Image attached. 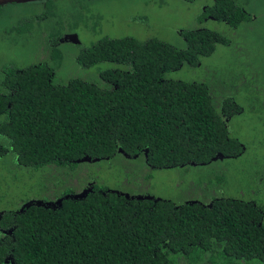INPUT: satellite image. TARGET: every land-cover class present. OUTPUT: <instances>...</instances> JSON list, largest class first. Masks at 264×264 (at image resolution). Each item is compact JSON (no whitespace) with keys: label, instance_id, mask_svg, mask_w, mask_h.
Listing matches in <instances>:
<instances>
[{"label":"trees","instance_id":"trees-1","mask_svg":"<svg viewBox=\"0 0 264 264\" xmlns=\"http://www.w3.org/2000/svg\"><path fill=\"white\" fill-rule=\"evenodd\" d=\"M247 2L211 0L200 18L209 14L230 29L253 23L252 30L264 29L257 27L260 16L245 8ZM30 9L21 3L0 6L7 26L25 33V41L30 23L18 22V14ZM181 35L182 48L158 39L104 36L76 53L75 60L50 47L39 60L0 64V191L2 183L15 184L22 171L41 170L45 182L74 179L77 158L102 160L119 155L117 149L141 157L146 149L143 159L155 167L186 170L190 160L209 164L217 153L224 156L228 148H237L230 137L225 140L226 127L220 124V131L210 120V103L215 102L208 95L213 93L210 86L167 76L182 66L199 67L201 58L227 38L206 28L183 30ZM256 37L263 42L264 30ZM66 65L99 70L94 80L65 73L63 81L59 71ZM257 130L250 121L247 134L258 139L256 149L264 148V130ZM141 169L132 168L131 174L140 178L136 174ZM257 169L251 171L253 184ZM143 178L151 179L149 174ZM221 180L215 179L216 191L204 189L194 197L199 192L194 189L177 202L102 194L98 189L105 186L94 183L83 197L61 198L55 207L22 206L9 233H0V264H264V241L254 233L261 230L256 220L248 221L254 207L240 201L235 187L232 196L217 192ZM33 184L44 185L39 178ZM243 190L250 188L245 185ZM70 191L64 187L54 196ZM136 192L151 195L143 189ZM194 198L201 203L190 201ZM1 210L4 226L11 222L13 209ZM7 253L11 261L4 263Z\"/></svg>","mask_w":264,"mask_h":264},{"label":"rangeland","instance_id":"rangeland-1","mask_svg":"<svg viewBox=\"0 0 264 264\" xmlns=\"http://www.w3.org/2000/svg\"><path fill=\"white\" fill-rule=\"evenodd\" d=\"M211 0H91L86 6L66 11L68 23H83L88 27L96 22L97 31L102 36L109 38H120L123 36L132 37L142 42L147 39H158L177 47H184V39L180 35L181 31L206 28L216 30L226 36L231 42L229 47L217 44L214 50L201 58L199 67L185 66L168 73L167 76L172 79H181L185 81H203L207 83L213 95L219 101V96L224 93L226 77L235 73L244 72L246 64L249 61H257L258 69H261L264 62V41L256 35L264 30H252L255 23L247 28V25H240L232 31L225 24L207 17L200 18L205 6L210 5ZM61 7V4L58 5ZM245 8H250V13L260 16L256 22L264 27V0H248ZM12 10H15L14 8ZM253 16V15H252ZM74 17V18H71ZM8 16L4 12L0 14V64L12 65L15 63H24L28 59H40L35 45L31 41H25L22 37L26 35L18 30L17 27H8L6 23ZM10 23H13L10 21ZM260 23V24H259ZM261 26V27H262ZM74 27V26H73ZM83 27L77 25L79 38L85 47L90 45L87 34L81 33ZM75 29V27H74ZM28 35V34H27ZM63 56L73 60L76 49L72 46L62 44L59 47ZM40 57V58H39ZM98 66L83 70L76 65H66L59 71V78L66 81V75H73L83 79L94 80L98 74ZM97 79V78H96ZM236 97L239 99L246 96V91L242 87L238 88ZM225 94V93H224ZM249 119L235 123L237 137L243 140H249L255 145L254 138L247 134ZM264 148L255 149L253 153H247L241 161H213L206 165H188L186 170L175 167L158 169L150 171V180L137 177L131 174L132 168L144 167L143 158L138 156L135 159H127L120 155H114L107 159L87 164H79L76 182L80 185L84 178L83 169L86 168L85 175L87 184L94 181L96 184L108 188H119L123 192L135 193L137 190L145 189L152 196L172 201H182L188 198V194L196 192L194 197L198 196L202 190L216 191L215 179L222 176L221 186L217 187V192L226 195H234V187L244 188L251 184L248 174L259 166ZM9 160L5 166L9 164ZM241 165L242 170H238ZM80 173V174H79ZM30 174V175H29ZM22 171L21 177L15 184L9 185L2 183L0 191V210L16 209L21 203L31 199H51L58 190L67 186H77L74 179H62L60 181L45 182L43 171L32 173ZM55 176L60 174L54 171ZM39 180L44 184L43 187L34 188V182ZM203 182H199V179ZM84 182V183H85ZM147 184V186H145ZM37 188L39 191H37ZM195 189V190H194ZM36 191V192H35ZM44 194V195H40ZM264 198V193L262 198ZM23 199V200H22ZM31 205V204H30ZM258 264V263H256Z\"/></svg>","mask_w":264,"mask_h":264},{"label":"flooded vegetation","instance_id":"flooded-vegetation-1","mask_svg":"<svg viewBox=\"0 0 264 264\" xmlns=\"http://www.w3.org/2000/svg\"><path fill=\"white\" fill-rule=\"evenodd\" d=\"M89 1L91 0H33L28 3L23 2L21 4H29L30 8L32 9L28 10V12L24 14L19 13L18 18L20 21L18 22L22 24L25 22L30 23V30L26 29L27 26H25V32L27 34L29 33L28 41H31L32 44L35 45L34 47L36 48V51L39 53V55L44 56V53L49 52L50 47H60L62 44H67L74 47L76 51H78L76 53H79L80 51L83 53L86 47L79 38L77 25H81L83 27L80 30L81 33H89L87 34V40H90V44L100 42V37L104 36H102V34L97 31L96 22H92L93 25L91 27H88L86 24L76 22L67 24L66 11L69 9L71 13L73 10L86 6L84 3H89ZM50 4L52 5V8H50ZM59 4H61V7H58ZM202 10L204 12V9ZM50 12L54 13L51 15ZM58 17H60V19H58ZM206 17L209 19H214V17L209 14H207ZM195 29H203V27ZM235 29L236 28H231L232 31ZM183 39L185 41L184 37ZM230 42L231 41L229 39H226L224 45L229 47ZM259 57L257 58L259 59ZM75 59L76 58L74 57L73 60ZM258 59L257 61H249L246 64V69L244 72L235 73L226 77L227 82L225 83L224 90L229 92L230 96L224 94L225 98H222V95H220V101H218V114L220 116V120L223 123V127H226L225 132L227 131L232 135V142L234 143L235 147H237L235 151H231L232 155L230 154V156L227 158L229 161H241L247 153H253L256 149V145L253 142L237 137L239 135H237L236 131L233 133L237 128L235 123L247 117L249 119L247 125H249L250 121H254L258 127V132L262 134L264 130V71H260V69H258ZM78 66H80L81 70L86 67L85 65ZM261 69H264V62ZM240 87L245 89L246 96L238 99L236 97V90ZM212 94H208L209 98L212 97ZM232 95L233 98H231ZM219 102H222V104L219 105ZM256 102H259L260 104L257 105ZM211 104L212 103H210V107L213 108ZM120 155L126 158L124 152L120 153ZM87 162L88 161H80L79 163L87 164ZM187 163H189V161ZM153 169L158 170L160 167H155V165L144 166L136 175L141 174L138 176L143 178V176L147 174L150 175V171ZM238 170H242L241 165H238ZM85 171H87L86 168L83 169L82 178L87 179ZM76 173L78 174V169L75 172V182L77 180ZM252 176L253 174L250 171L248 177L251 178ZM256 176V184H249L248 187L250 190L247 193L244 192L243 188L238 187L236 189V194L241 196L240 201L249 203L252 207H254L253 214H250L248 221L252 224L256 220V228L261 230L262 240L264 241V198L260 199L264 193V155L259 162ZM84 179L80 185H78L77 182V186L70 185V192L77 193L84 188H88V181L85 182ZM98 190L101 191L102 194H106L107 192L126 194V192L120 191L117 188H108L106 186L103 188V190ZM143 193L146 194L145 189L143 190ZM128 194L132 195V192ZM133 194L139 193L136 192ZM192 200L196 203H201L198 198L191 199L190 201ZM207 205H210V203ZM15 212H19V208L17 211L16 209H13L10 211V214L8 213L11 216V222H7L4 226L0 225V233H9L8 231L13 228ZM2 214L3 211L0 210V220L2 219ZM0 239H2V235L0 236ZM2 261L4 263H9L8 261H11L10 254H5L4 257H2ZM178 261H180V259H178Z\"/></svg>","mask_w":264,"mask_h":264},{"label":"clouds","instance_id":"clouds-1","mask_svg":"<svg viewBox=\"0 0 264 264\" xmlns=\"http://www.w3.org/2000/svg\"><path fill=\"white\" fill-rule=\"evenodd\" d=\"M197 82V81H196ZM202 82V81H201ZM207 84V83H206ZM214 98H215V102L214 103H212L211 105L213 106V108H212V117L210 118V120H212L213 122H215L216 124H218V126H219V130L220 131H222V129H221V127H220V124L223 126V123L221 122V120H220V116H219V114H218V101H217V99H216V97L214 96V95H212ZM228 137H230V139H232L233 140V138H232V135L229 133V132H225V134H224V138H225V140H228ZM229 149V150H228ZM227 150H228V152L224 155V156H222L221 155V153H217L215 156H213L211 159H210V161H215L216 159H218V160H221L223 157H225V158H228L229 156H230V154H231V151H235L236 150V148H234V149H230V148H228ZM143 152H142V155H143V157H145L146 156V154H145V152H146V149H144V150H142ZM114 153H118L119 155H120V153H122V151L120 150V152H119V149H117V151L116 152H114ZM125 155H126V158L127 159H135V158H137L138 157V152H134V153H132V154H129V153H127V152H125ZM232 155V154H231ZM142 157V158H143ZM105 159H107V157H104ZM125 158V157H124ZM88 162H92V161H88ZM95 162V161H94ZM143 165L144 166H150V165H152V164H150V163H148L147 162V159L145 160V159H143ZM188 165H203L202 163H200V162H197V161H193V160H190L189 161V163H188ZM206 165V164H205ZM72 178V177H71ZM69 179V178H68ZM73 179V178H72ZM94 181H91V183H89L88 184V189L89 190H92L93 189V186H94ZM67 187H69V186H67ZM70 193H74V192H70ZM67 194V193H66ZM132 195H136V194H132ZM63 196V195H62ZM62 196H60V197H62ZM150 196H152V195H150ZM153 197V196H152ZM58 197H53V198H51V199H47V200H43V199H40V200H42V201H53V200H55V199H57ZM153 198H156V197H153ZM159 199H161V198H159ZM162 200H168V199H162ZM21 204H23V203H21ZM21 204L19 205V207L21 206ZM56 206V205H55ZM54 206V207H55ZM43 207V206H42ZM48 207H51V206H48ZM254 233H257L256 231H254ZM257 234H259V235H261V233L260 232H258Z\"/></svg>","mask_w":264,"mask_h":264},{"label":"water","instance_id":"water-1","mask_svg":"<svg viewBox=\"0 0 264 264\" xmlns=\"http://www.w3.org/2000/svg\"><path fill=\"white\" fill-rule=\"evenodd\" d=\"M28 1H33V0H0V6L1 5H4L6 3H23V2H28ZM77 41V39H76ZM78 42V41H77ZM119 152H120V149H119ZM98 158H89L88 156H82L81 158H77L75 161L76 162H80V161H97ZM89 191L88 188H84L82 189L80 192H77V193H67V194H64L62 197H58L57 199L53 200V201H42L40 199H31V200H28L26 202H24L19 210H21L22 206H28L30 204H34V205H38V206H43V207H48V206H51V207H54L55 205H59L60 204V200L61 198H78V197H83L86 192ZM126 197H133L135 196L136 198H142V197H148V198H152V196H149L148 194H146L145 196L142 195V194H136V195H130L128 193L124 194ZM159 198H154V200H157Z\"/></svg>","mask_w":264,"mask_h":264}]
</instances>
